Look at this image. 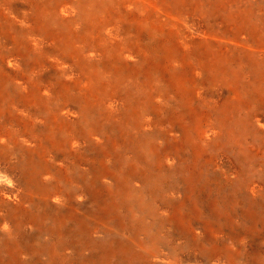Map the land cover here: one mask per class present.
I'll list each match as a JSON object with an SVG mask.
<instances>
[{
  "label": "rangeland",
  "instance_id": "obj_1",
  "mask_svg": "<svg viewBox=\"0 0 264 264\" xmlns=\"http://www.w3.org/2000/svg\"><path fill=\"white\" fill-rule=\"evenodd\" d=\"M164 5L183 18L189 6L216 39L199 49L215 67L203 78L220 85V101L208 105L205 96L189 104L170 96L151 105L147 89L131 86V102L151 114L152 126L139 132L128 116L108 123L96 108L78 132L86 137L97 127L101 142L86 141L72 172L60 170L59 154L26 153L23 143L0 147L1 160L35 174L28 206L35 226L32 232L16 231L20 246H36L43 261L46 240L59 236L71 264H152L155 247L160 254L153 264H179L178 254L181 264H215L210 253L225 245L233 252L224 264H264V0ZM220 39L233 42L228 51ZM44 75L56 77L51 67ZM146 80L137 77L139 85ZM6 83L0 80V126L17 113L14 90ZM204 129L211 133L200 138ZM55 138L65 141L61 130ZM56 189L64 204L45 202L44 195Z\"/></svg>",
  "mask_w": 264,
  "mask_h": 264
},
{
  "label": "bare ground",
  "instance_id": "obj_2",
  "mask_svg": "<svg viewBox=\"0 0 264 264\" xmlns=\"http://www.w3.org/2000/svg\"><path fill=\"white\" fill-rule=\"evenodd\" d=\"M164 4L166 0H0V80L9 82L17 102L10 128L0 126V147L23 143L26 153L39 150L44 158L59 154L60 170L72 172L78 168L86 141L101 142L97 127H90L86 137L78 132L89 124L96 108L108 123L128 116L139 132L152 126L151 114L131 102V86L147 89L151 105L170 96L189 104L208 96V105L218 103L220 85L213 80L207 84L208 76L203 78L215 67L199 49L216 39L207 34L192 8L184 6L183 18ZM218 42L224 51L233 44ZM50 67L55 78L44 75ZM138 75L148 80L139 85ZM40 108H44L43 118L36 114ZM60 130L63 143L55 138ZM209 133L204 129L198 136L207 138ZM35 180L26 167L0 159V236H4L0 264H71L59 236L46 240L45 261L36 246H20L16 230L25 233L35 226L28 210ZM43 199L56 205L65 200L58 189ZM192 234L198 233L192 230ZM230 251L225 245L210 256L215 264H224ZM159 254L153 248L149 263Z\"/></svg>",
  "mask_w": 264,
  "mask_h": 264
}]
</instances>
